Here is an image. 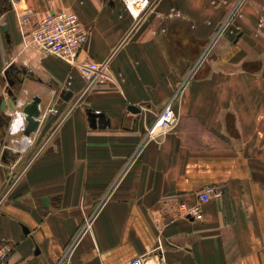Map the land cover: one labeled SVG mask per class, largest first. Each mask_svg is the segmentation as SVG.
<instances>
[{
	"label": "crops",
	"instance_id": "obj_1",
	"mask_svg": "<svg viewBox=\"0 0 264 264\" xmlns=\"http://www.w3.org/2000/svg\"><path fill=\"white\" fill-rule=\"evenodd\" d=\"M238 2L156 0L136 25L122 0H0L3 264H264V0L229 18ZM56 11L78 13L79 61H108L112 80L87 88L77 65L26 42ZM175 94V129L147 139ZM34 95L39 129L6 163L17 102ZM208 187L222 194L200 203Z\"/></svg>",
	"mask_w": 264,
	"mask_h": 264
},
{
	"label": "built area",
	"instance_id": "obj_2",
	"mask_svg": "<svg viewBox=\"0 0 264 264\" xmlns=\"http://www.w3.org/2000/svg\"><path fill=\"white\" fill-rule=\"evenodd\" d=\"M122 1L127 11L135 20L136 25L145 18L147 12L156 2V0ZM245 1L239 0L229 18L237 13ZM228 23L229 19L221 25L217 35L222 33ZM25 40L29 44L34 43L46 51L64 57L69 62L77 65L81 70L82 76L87 80V88L113 79L109 71L108 61L104 63H98L94 60L79 61V55L89 41V32L82 25L80 17L75 11L46 13L40 18L36 27L25 35ZM177 99L178 94H175L158 115L154 123L148 128L147 139H161L164 135L175 129L179 120V116L174 109V104ZM221 194L222 191L218 187H208L201 191L198 197L201 203L212 197H219ZM182 206L187 216H193L197 219L203 218L200 204L192 208H189L186 204ZM9 251L10 249L7 244L0 246V264L6 262ZM128 264H146V261L143 256H137L131 259Z\"/></svg>",
	"mask_w": 264,
	"mask_h": 264
},
{
	"label": "water",
	"instance_id": "obj_3",
	"mask_svg": "<svg viewBox=\"0 0 264 264\" xmlns=\"http://www.w3.org/2000/svg\"><path fill=\"white\" fill-rule=\"evenodd\" d=\"M4 28H7V26ZM72 94L71 90L67 91L64 99L69 100ZM17 103L18 106L14 115L15 128L12 131L13 138L11 139L12 145H6L2 154V159L6 163L15 161L21 152L30 146L34 133L39 129L41 116L46 108L39 95H34L31 99H21ZM6 107L7 103L3 101L2 109H6ZM129 108L134 111L139 110V107L135 105H130ZM89 120L93 127L97 125L106 127L108 123L105 113L101 111H90ZM25 229L27 230V227Z\"/></svg>",
	"mask_w": 264,
	"mask_h": 264
},
{
	"label": "rangeland",
	"instance_id": "obj_4",
	"mask_svg": "<svg viewBox=\"0 0 264 264\" xmlns=\"http://www.w3.org/2000/svg\"><path fill=\"white\" fill-rule=\"evenodd\" d=\"M141 22H142V21H141ZM141 22H140V23H141ZM135 23H136V22H135Z\"/></svg>",
	"mask_w": 264,
	"mask_h": 264
}]
</instances>
